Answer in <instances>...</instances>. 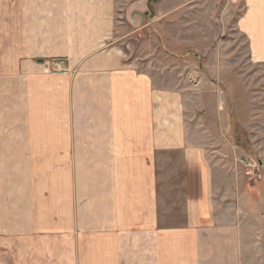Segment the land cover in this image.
Here are the masks:
<instances>
[{"label":"crops","instance_id":"crops-1","mask_svg":"<svg viewBox=\"0 0 264 264\" xmlns=\"http://www.w3.org/2000/svg\"><path fill=\"white\" fill-rule=\"evenodd\" d=\"M148 1L0 0V264H264L245 181L228 174L219 201L190 123L219 113L207 79L166 47L153 69L147 41L130 61L129 39L175 10ZM225 6L264 66V0Z\"/></svg>","mask_w":264,"mask_h":264},{"label":"rangeland","instance_id":"rangeland-1","mask_svg":"<svg viewBox=\"0 0 264 264\" xmlns=\"http://www.w3.org/2000/svg\"><path fill=\"white\" fill-rule=\"evenodd\" d=\"M207 3L201 0L197 4L174 7L165 0L157 4L158 12L175 10L163 24L155 21L142 30L137 42L129 39L125 49L132 51L130 61H133L138 58L141 44L147 41L153 48L147 52L151 54L148 59L152 68L158 70L163 64L157 58L164 56L161 50L166 47L171 55L183 59L181 64H186L188 73L194 70L197 76L207 79L219 113H201L202 116L194 113L190 123L206 132L209 158L220 172L218 199L224 203L233 201L227 176H238L245 181L246 206L260 214L264 224V66L248 62L245 43L233 34L236 16L231 17L229 10L224 13L226 0H217L216 11ZM195 51L203 56V62L194 56ZM164 64L167 69L179 67L173 61ZM237 140L245 146L242 148ZM252 167L258 168L255 175L259 174L261 179L251 174ZM256 193H260L259 198H253ZM228 194L230 197L225 198Z\"/></svg>","mask_w":264,"mask_h":264},{"label":"trees","instance_id":"trees-1","mask_svg":"<svg viewBox=\"0 0 264 264\" xmlns=\"http://www.w3.org/2000/svg\"><path fill=\"white\" fill-rule=\"evenodd\" d=\"M159 0H149L148 1V3H147V13H145V15H152L153 14V12H154V10H153V7H152V4L153 3H156V2H158ZM194 56L197 58V60L199 61V62H201L202 61V59H201V57L199 56V55H197L196 53L194 54ZM200 65V64H199ZM230 119L232 120V121H234V119H233V117H230ZM237 143L240 145V141H238L237 140ZM240 146H242V148L245 146L244 144L243 145H240Z\"/></svg>","mask_w":264,"mask_h":264},{"label":"built area","instance_id":"built-area-1","mask_svg":"<svg viewBox=\"0 0 264 264\" xmlns=\"http://www.w3.org/2000/svg\"><path fill=\"white\" fill-rule=\"evenodd\" d=\"M61 64H62L61 61H56L55 63H53L54 71H56V72L57 71H62ZM251 169H252V171H251L252 175H255V172H258V168L252 167ZM255 177L257 179H261V176L259 174H257V176L255 175Z\"/></svg>","mask_w":264,"mask_h":264}]
</instances>
